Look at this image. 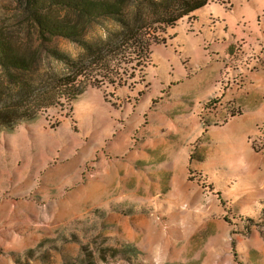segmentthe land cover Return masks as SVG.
<instances>
[{
	"label": "rangeland",
	"instance_id": "rangeland-1",
	"mask_svg": "<svg viewBox=\"0 0 264 264\" xmlns=\"http://www.w3.org/2000/svg\"><path fill=\"white\" fill-rule=\"evenodd\" d=\"M126 1L136 5L128 26L159 33L166 0ZM210 3L251 38L244 45L222 23L233 35L228 59L189 67L172 45L173 32L204 18L201 7L159 33L143 82L96 87L81 77L70 110L0 130V264H264V0ZM19 10L0 0V27H17ZM117 20L94 19L84 43L117 37ZM36 43L35 74L68 71L50 48L85 54L65 37ZM165 55L189 78L217 73L212 92L198 103L180 97L187 86L170 88L179 79Z\"/></svg>",
	"mask_w": 264,
	"mask_h": 264
},
{
	"label": "trees",
	"instance_id": "trees-1",
	"mask_svg": "<svg viewBox=\"0 0 264 264\" xmlns=\"http://www.w3.org/2000/svg\"><path fill=\"white\" fill-rule=\"evenodd\" d=\"M19 5L17 27H0V130H12L20 121H33L40 112L52 108L68 110L83 90L80 80L91 86L109 84L125 86L127 77L138 75L144 81L151 44L164 38L166 28L206 5L210 0H166L156 30L160 33L147 39L141 28L125 23L134 2L126 0H15ZM116 18L121 32L96 44L84 43L83 37L94 19ZM156 31V32H157ZM65 37L80 44L85 54L77 59L67 57L57 49L49 54L62 61L68 71L35 74L40 47L33 44ZM160 37V38H159ZM134 83V82H133ZM142 92H138V95ZM252 149L259 151L255 143Z\"/></svg>",
	"mask_w": 264,
	"mask_h": 264
},
{
	"label": "crops",
	"instance_id": "crops-1",
	"mask_svg": "<svg viewBox=\"0 0 264 264\" xmlns=\"http://www.w3.org/2000/svg\"><path fill=\"white\" fill-rule=\"evenodd\" d=\"M222 6L224 5L219 3L208 2L206 5L202 6L203 8H206V11L203 14L204 18L200 19V17L196 15L195 22H186L187 26L191 24V27L193 29L192 31L184 27L181 30L179 38H176L177 33H172L171 43L177 48L183 58H188V61L186 62L189 67H192L194 63H204L206 62L205 60H212L211 57H214V55L217 56L222 54L224 55L225 59H228V55L226 53H228L227 51L233 41V35L230 32L222 30L221 25L224 22H226L229 27L236 32L237 38H239L240 36L245 37L244 45L248 42H251V38L248 37L246 33L243 34L241 31L238 30L239 28H235V26L233 25L234 20L230 19L231 17L227 16L226 12H223L224 14L221 13L219 19L215 17V14L213 12L214 8H218L220 12V9L223 10ZM200 21L201 23L199 26L198 22ZM209 49L213 50L211 52V55L208 54L210 53L208 52ZM167 59L168 56L163 57L162 60H164V62L169 67L174 68V75L171 76V79H179L178 83H175V85L171 84L170 88L177 86L178 84L182 85V87L187 86L183 94L179 95L180 97H184L185 94H189L194 97L196 99L195 102L198 103L199 101L203 100L205 96L207 97L208 94L212 92L213 83L216 77L218 76L217 73L212 74L211 72L209 75H205L203 72H200L198 76L196 75L195 77L189 78V76H186L185 68H183V65L180 64L177 58H174V65L171 61L168 62ZM211 63L215 64L214 62ZM217 68H219V66L216 65L213 69L215 70ZM179 99L182 100V98ZM159 113L160 112H157L156 114ZM154 118L157 117L154 116ZM195 123L197 125L199 124L198 121H196Z\"/></svg>",
	"mask_w": 264,
	"mask_h": 264
}]
</instances>
